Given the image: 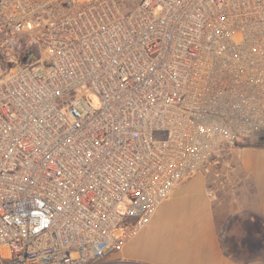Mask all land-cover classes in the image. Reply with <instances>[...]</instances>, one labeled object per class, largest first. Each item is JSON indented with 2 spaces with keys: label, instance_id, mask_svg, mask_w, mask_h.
I'll use <instances>...</instances> for the list:
<instances>
[{
  "label": "built area",
  "instance_id": "1",
  "mask_svg": "<svg viewBox=\"0 0 264 264\" xmlns=\"http://www.w3.org/2000/svg\"><path fill=\"white\" fill-rule=\"evenodd\" d=\"M0 31V264H102L264 130V0H0Z\"/></svg>",
  "mask_w": 264,
  "mask_h": 264
},
{
  "label": "crops",
  "instance_id": "2",
  "mask_svg": "<svg viewBox=\"0 0 264 264\" xmlns=\"http://www.w3.org/2000/svg\"><path fill=\"white\" fill-rule=\"evenodd\" d=\"M207 167L102 264H264V147H239L225 172Z\"/></svg>",
  "mask_w": 264,
  "mask_h": 264
},
{
  "label": "rangeland",
  "instance_id": "3",
  "mask_svg": "<svg viewBox=\"0 0 264 264\" xmlns=\"http://www.w3.org/2000/svg\"><path fill=\"white\" fill-rule=\"evenodd\" d=\"M118 4L124 9V10H130L132 9L140 0H116ZM2 31V30H1ZM0 31V57L3 60H7L8 56H10V53L13 51L11 47L6 46L5 40L7 37L5 35H2ZM13 42L16 46V48H19L18 50H22L25 46V38L22 36H12ZM90 100L94 102V104H98V99L96 96H90ZM71 101H68V104H70ZM66 109V107H65ZM79 109L81 111H84L82 106H79ZM257 139V134L251 137L247 138H241L237 142L230 144V143H222L221 146L218 148V150L215 152V155L212 157V159L206 164L207 172H211V168L213 167V171L216 172H225V168L232 165L234 168L235 163V157H236V151L239 147L245 146V145H254Z\"/></svg>",
  "mask_w": 264,
  "mask_h": 264
},
{
  "label": "trees",
  "instance_id": "4",
  "mask_svg": "<svg viewBox=\"0 0 264 264\" xmlns=\"http://www.w3.org/2000/svg\"><path fill=\"white\" fill-rule=\"evenodd\" d=\"M254 145L264 147V130L257 134V139Z\"/></svg>",
  "mask_w": 264,
  "mask_h": 264
}]
</instances>
